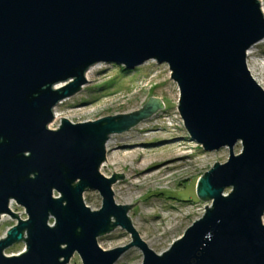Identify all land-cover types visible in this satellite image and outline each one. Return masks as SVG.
<instances>
[{"label": "water", "instance_id": "water-1", "mask_svg": "<svg viewBox=\"0 0 264 264\" xmlns=\"http://www.w3.org/2000/svg\"><path fill=\"white\" fill-rule=\"evenodd\" d=\"M263 40L259 0H0V219L18 221L0 239V264H69L76 255L82 264H116L133 247L142 264H264V90L247 64ZM150 61L169 67L190 140L206 153L229 152L196 187L212 205L160 255L128 217L140 201L115 202L124 174L100 170L110 138L164 110L162 100L49 128L91 68L133 71ZM87 191L101 196L99 211L85 205ZM118 227L133 242L103 250L98 239ZM20 243L24 252L5 255Z\"/></svg>", "mask_w": 264, "mask_h": 264}, {"label": "rangeland", "instance_id": "rangeland-1", "mask_svg": "<svg viewBox=\"0 0 264 264\" xmlns=\"http://www.w3.org/2000/svg\"><path fill=\"white\" fill-rule=\"evenodd\" d=\"M252 48L260 64L259 72L264 74V40ZM124 70L113 64L97 65L81 92L55 108L57 119L49 128L57 129L62 119L80 124L129 115L142 110L150 98L162 100L164 110L129 132L110 138L107 160L100 170L106 178H112L113 173L124 174V180L118 179L113 186L115 202L127 206L140 201L129 209L128 217L141 240L160 255L204 216L206 206L212 205L199 200L196 187L215 163L227 162L229 152L206 153L190 140L178 112L180 93L167 65L150 61L133 71ZM256 78L264 90V80L259 75ZM240 150V146L236 147L235 153L239 154ZM83 198L92 211L102 208V198L97 192L87 191ZM10 208L14 214L19 213V219L27 218L25 210L16 203ZM17 222L10 216L0 219V239ZM131 236L118 227L99 238L98 244L103 250L111 251L132 243ZM24 250L25 244L20 243L6 250L5 255H19ZM142 263V253L133 247L116 264ZM69 264H82V261L76 255Z\"/></svg>", "mask_w": 264, "mask_h": 264}, {"label": "bare ground", "instance_id": "bare-ground-1", "mask_svg": "<svg viewBox=\"0 0 264 264\" xmlns=\"http://www.w3.org/2000/svg\"><path fill=\"white\" fill-rule=\"evenodd\" d=\"M259 3H260V6H261L262 14L264 16V3H263L262 0H259ZM247 59H248V63H247L248 64V69H249V72H250L251 76L253 77V79L257 82V78L256 77H257V75H259V78L263 81L264 80V74L261 72V70L259 72L260 64L255 59V53L253 52V48H251L247 52ZM94 70H95V67L91 68L87 72V79L88 80H89L91 74H93ZM54 118L57 119V115L56 114H54ZM109 142L107 143V149H108V146H109ZM136 176H139V175H136ZM113 191L116 192L115 189H113Z\"/></svg>", "mask_w": 264, "mask_h": 264}, {"label": "built area", "instance_id": "built-area-1", "mask_svg": "<svg viewBox=\"0 0 264 264\" xmlns=\"http://www.w3.org/2000/svg\"><path fill=\"white\" fill-rule=\"evenodd\" d=\"M59 127H60V126H59ZM59 127H58V128H59ZM4 217H6V216H3L1 219H4ZM25 220H26V219H25Z\"/></svg>", "mask_w": 264, "mask_h": 264}, {"label": "trees", "instance_id": "trees-1", "mask_svg": "<svg viewBox=\"0 0 264 264\" xmlns=\"http://www.w3.org/2000/svg\"><path fill=\"white\" fill-rule=\"evenodd\" d=\"M124 71H127L126 69Z\"/></svg>", "mask_w": 264, "mask_h": 264}]
</instances>
